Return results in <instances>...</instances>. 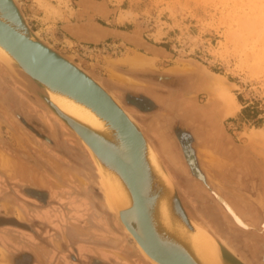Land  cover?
<instances>
[{"label":"rangeland","instance_id":"obj_1","mask_svg":"<svg viewBox=\"0 0 264 264\" xmlns=\"http://www.w3.org/2000/svg\"><path fill=\"white\" fill-rule=\"evenodd\" d=\"M17 1L20 2L23 14L35 32L61 52L73 55L75 61L79 62L105 86V81L113 83L118 86V90L128 91L133 95L143 94L150 101L156 102V96L159 93H167V90L151 81L150 76L166 75V72L173 67H200L209 73H217L229 83L226 89L224 88L221 92L213 95L216 96L217 100L220 97L224 99V102H227V110L232 113V116L224 118L223 128L234 141L243 144L242 147L246 151L247 132L255 127L264 128V0H131L138 12L133 15L129 13L135 21L134 26L131 27L134 32V40L108 39L102 43L91 45L70 43L53 32L51 22L48 21L51 12L47 8L48 5L47 7L42 6V2L45 0H34L45 13L43 24L38 23L36 15H38L37 10L39 9L32 5L30 0ZM42 12L39 14L42 15ZM130 48L154 56L156 58L155 65L158 69L132 72L119 64L116 59L124 52L130 51ZM16 70L20 78L9 72L0 62V98L4 100V102L1 100L2 104L0 103V150L4 152L2 154L3 161L1 160L4 170L1 173L0 186L8 189L4 183V178L8 176V178L17 179L16 183L23 188H35L32 185L35 184L33 178L36 172L40 177L44 176L45 184H38L40 188L37 190L38 193L34 195L36 197L33 200L34 204L40 205L50 201H59L49 199L47 193L49 190L41 189H60L61 193L71 192L70 189H82L79 178L81 173L77 171L78 167L75 163V159H78L75 152L79 151L78 149L82 145L36 95V92L43 93L44 91L28 76L18 69ZM142 75L147 79H142ZM166 80L168 79L166 78ZM106 87L110 90L108 86ZM152 87L156 89L157 94L150 91ZM110 91L120 97L124 106L132 113L141 127H145L144 130H147L151 139H154L156 147L158 143L161 150L158 152H160L166 170L168 171V166L175 171H178V168L184 186L195 182L194 175L185 168V161L180 157V147L174 145V138L171 136L173 142L168 141L167 138L163 139V136H167L164 131L166 124L161 123L163 115L157 113L156 106L149 105L146 109L142 105L137 108L132 107L125 103L123 93H116L115 90V92ZM204 94L206 92L201 91L195 92L192 96L200 102ZM176 107L177 111L180 112L179 104ZM240 110L241 112H238ZM235 115L237 117L233 119ZM28 128H30V134L33 135L37 144L33 143L30 135H28L26 131ZM54 128L57 133L53 135L51 129ZM158 130L162 131V135H159ZM15 134L20 136L22 144L15 140ZM167 143H172L174 152L179 155V158L169 159V156L164 153L165 147L163 148V146ZM9 147L10 149H8ZM16 147L29 155L30 158H25L26 167L22 166L25 171L23 177L14 175L15 165L11 157H20L14 151ZM248 148H250L249 145ZM86 152L88 153L87 150ZM49 153L65 166H71L74 169L73 173L67 172L62 175L63 173L56 168L58 164L54 160L52 161L54 166L53 164L47 166L49 161L47 154ZM213 153L214 151H211L208 154V160H210L207 165H213ZM248 154L261 161L259 156H253L249 150ZM89 158L92 160L90 155ZM35 161L39 165H36ZM46 166L54 170L53 176L46 171ZM247 168L248 171H252L257 166L253 163H247ZM259 168L258 166L257 169ZM206 172L214 182V177L208 172V169ZM261 176L264 178V173H261ZM99 181L101 183L100 178ZM210 190L211 192L202 189L200 195H195L196 198L193 202L196 203L197 198L204 205H208L209 202H217L216 212L220 211L223 215L222 218L229 224L227 217L230 218V216L217 198L216 189ZM221 190L227 194L223 189ZM108 203L111 207L110 201ZM186 204L188 207L187 202ZM218 207H221V210ZM245 209L246 211L242 215L248 220L250 206H246ZM254 226L257 232L258 225L254 224ZM118 227H120L119 224ZM239 228L247 231L245 232L246 236L252 239L251 249L253 252H258V232L243 227ZM120 229L122 230L121 227ZM100 233L102 241L109 240L104 232ZM128 246L134 250L136 255L140 254L136 244L132 246L127 237L122 238L118 245L114 246V250L121 252L123 247ZM103 252L106 261L121 264V258L117 253L110 250Z\"/></svg>","mask_w":264,"mask_h":264},{"label":"water","instance_id":"obj_2","mask_svg":"<svg viewBox=\"0 0 264 264\" xmlns=\"http://www.w3.org/2000/svg\"><path fill=\"white\" fill-rule=\"evenodd\" d=\"M0 48V62L16 77L20 78L18 69L39 86L44 92L36 95L87 149L114 200L118 199L113 200L112 209L118 224L151 264H245L216 238V254L200 249L195 239L197 223L140 123L73 55L61 52L35 32L17 0H0ZM56 96L90 109L93 126L57 105ZM3 153L0 150V160ZM3 170L0 167V177ZM16 180L4 178L8 189H0V202L7 193L24 207L36 205V197L21 189ZM36 212L33 219L39 223ZM8 219L14 217L0 215V222Z\"/></svg>","mask_w":264,"mask_h":264},{"label":"flooded vegetation","instance_id":"obj_3","mask_svg":"<svg viewBox=\"0 0 264 264\" xmlns=\"http://www.w3.org/2000/svg\"><path fill=\"white\" fill-rule=\"evenodd\" d=\"M122 73H127V72H122ZM160 76L161 75L150 76L151 81H154V83L161 85L162 88L167 90V93H159L158 96H156L155 99L156 102L150 101L143 94L133 95L128 91L123 92L120 89L118 90V86L116 84L109 83L106 81L104 83L106 84V86L110 88V90L112 91L115 90L117 91L116 93L118 92L123 93V99L124 101H126L125 103L129 106L137 108L140 107V105H142L143 107H145V109L146 107H149V105H154V107L156 106V109L158 111L157 113L163 115L161 117L162 118L161 123L162 124L165 123L166 125L164 128L168 130V131L166 129L164 130L165 133H167L166 138L168 139V141L171 142H173L172 137L174 138V145H178L180 147V157L185 161L186 164L185 168H187L190 171V173L194 175L195 178L194 179L195 182L191 184L189 183L184 186L182 184L183 182L180 179L179 169L176 167L178 171H175L171 167L169 166L167 167L169 173L174 178V182L176 184L177 190L181 198L186 200V202L188 203V207H187L188 214L192 218H196L200 221L203 220L202 222L205 225L208 224L207 225L208 228L215 235L216 239H218L230 252H232L235 256H237L243 263L260 264L261 263L260 261L264 259V247L260 246L258 248V252L257 251L253 252L250 246L252 239L247 237L245 234V232L247 231L239 227H236L232 223L228 224L225 221V219L222 218L223 215L221 214V212L220 211H219L220 213L216 212V205L218 204L216 200L215 202L217 204L214 202L213 203L209 202L208 204L209 206L201 203L198 198L196 199V203L193 202V200L196 198L195 195L198 196L202 193V189H207L210 192H211L210 189L212 188L223 189L225 192H228L227 194L223 192L227 196H230L232 193L238 195V192H240V193H244L243 197L244 196L246 197L247 193H252L253 195H257L258 190L264 192V183H261L262 182L261 173H264V160L260 159L261 161H258L257 159L253 158L242 147L243 144H238L225 132L223 128L224 118L232 116V113H230L227 110V105H225V107H221L218 101H215L213 97L211 101L213 100L214 104L212 102L209 103L210 95L209 93L206 92V90L203 87L199 85V81H198L199 79L196 73L190 75H186V74L177 75L178 78H172L170 80H166L165 77L163 78V76L161 77ZM141 77L142 79H147L144 78L143 75ZM150 91H152L154 94L158 93L156 89H154V87H152ZM201 91H205L206 94H204L203 98L200 100V102H198V99L197 98L194 99V96L192 95H194L195 92H201ZM1 100L2 102H4V100L3 98H0V103L2 104ZM189 103H191L192 106L196 107V109L206 108L208 104L214 105L211 108L213 109L211 110L212 118L217 120L216 121L213 120L214 122L212 124L214 125L215 128L217 127V132L219 134V137H221L222 143H220L221 145H219L218 147L219 149H216V151H214L212 159L213 160L218 159V161L226 163L224 165L223 175L221 176L223 186L218 185L216 182H213L210 176L206 172V168L204 167V163L201 157L203 155V151H202L203 148H201L200 145L201 139L198 137V134L195 133V129H194L196 125L192 122L190 123L188 119H186V117H184L182 114H180V112L177 111L178 110L176 107L177 104L185 105ZM238 112H241V110ZM236 117L237 115H235L233 119H235ZM26 131L28 135H30L33 143H35L33 135L30 134L31 132L30 128H28V130ZM145 131L147 132V130ZM169 132L171 133V135ZM51 133L53 135L57 133L55 128L51 129ZM182 133H185L188 136V139L190 140V143L188 141V145L193 148L192 152L194 155L195 164L198 165V170L196 171L190 168L184 154L181 152L182 146H181V141H179L178 139L179 138L178 135L180 136L182 135ZM146 135L148 134L146 133ZM14 138L17 142H20L22 144L19 135L15 134ZM151 141L153 142L154 139H152ZM222 147L223 149H221ZM78 150L79 151L77 152L74 151L76 153V157H78L77 160L75 159V163L78 167L77 171L81 173L79 178H80V182L82 183V189H70L71 192L65 191L61 193L62 197H64L65 195L64 197L65 199L63 200L64 202L63 201L59 202L60 205L59 215L61 218L64 217L67 221L75 219V217L77 216L82 218V246H86L87 249L89 250L88 255L82 257V264H114L113 261L108 262L104 259L105 258L103 252L104 250L105 251L110 250L117 253V255L121 258L122 261L121 264H146L144 261V257L141 255V253L136 255L134 253V250L130 249L129 246L125 248L123 247L121 252L114 250L116 245H118V243L122 240V238L127 237L128 242H130L132 246L133 244L135 245V243L128 234H126L123 230L120 229V227H118L112 209L106 199L105 192L101 187V183L99 181V177L95 169V166L90 160L85 147L82 145V147L79 148ZM14 151L17 154H19L20 157H16V158L11 157L13 164H17L20 168L22 166L26 167V163H24V161L27 158H29V155L25 154L17 147L14 149ZM47 157L49 159L47 166L53 164L52 161L54 160L58 164L56 168L63 173L62 175H64L67 172L69 174L70 172L73 173L74 169L71 166L70 167L68 165H67L68 167L65 166V164L55 159L52 154L50 153L47 154ZM36 163H37L36 165H39L38 162ZM247 163L248 164L253 163L255 166H257V168L258 166L260 168L259 170L255 169L252 171H248ZM47 166L45 167L46 171L53 176L54 170L49 169ZM34 174L35 175L33 181L35 180L34 181L35 184L32 186H35V188L34 187L23 188L22 186L20 187L21 189H34L33 192H30L32 195L38 193L37 190H39L40 188V185L38 184H45V178L43 175L40 177L38 173L35 172ZM232 177L234 179L233 182L230 181ZM0 189H5V188L0 186ZM232 189L234 191H232ZM41 190H46V189H41ZM189 194L192 198L188 196ZM247 204H248L247 206H251L249 209L251 214L248 215L249 220L253 221L255 225H258L259 219H257V217L260 216L259 212L255 209L252 203L247 201ZM44 206L45 203L38 205V207H44ZM75 207H79V208H75ZM218 208L220 209L221 207ZM100 232H104L105 236L109 240L102 241ZM90 249H92L93 251L90 252ZM2 254L5 257L4 251H2ZM112 260H114V258H112ZM6 264H12V263L10 260L6 259Z\"/></svg>","mask_w":264,"mask_h":264},{"label":"crops","instance_id":"obj_4","mask_svg":"<svg viewBox=\"0 0 264 264\" xmlns=\"http://www.w3.org/2000/svg\"><path fill=\"white\" fill-rule=\"evenodd\" d=\"M30 2L39 9L36 18L43 24L45 13L34 0ZM42 3L51 12L48 21L52 31L70 43L91 45L108 39L132 41L135 38L131 28L135 21L129 13L138 12L131 0H45ZM14 165V175L23 177L19 173L22 167ZM46 190H49V199L59 201L49 200L44 207L33 204L24 207L16 196L5 193L0 202V215L14 219L0 222V264H6V259L12 264H82V257L88 255L89 250L82 246V218L77 216L68 221L61 218L59 202L64 197L60 189ZM34 210H38L35 216L39 223L33 219Z\"/></svg>","mask_w":264,"mask_h":264},{"label":"bare ground","instance_id":"obj_5","mask_svg":"<svg viewBox=\"0 0 264 264\" xmlns=\"http://www.w3.org/2000/svg\"><path fill=\"white\" fill-rule=\"evenodd\" d=\"M248 26H247V28H248ZM0 51H1V48H0ZM116 60L119 61V64L125 66L126 69L131 70L132 72L147 71V70L153 71V70L158 69V68H156V65H155L156 58L154 56L153 57L149 56L146 53L140 52V50L138 51L134 48H130V51H128L127 53L124 52V54L121 55L120 57H118ZM117 63H115V64H117ZM187 67H189V66H187ZM195 73L198 76L199 85L201 87H203L206 90V92L209 93V95H210L209 96V103H211V102L213 103V100L211 101V99H212V97L213 98L215 97V101H218V103L221 105V107H225L227 102H224V99H222L220 97L217 100L216 96H214L213 94H217L218 92H221L222 89H224V88L226 89V87L229 86V83L224 78H222V76L218 75L217 73H209L206 70L201 69L200 67H198V68L173 67L166 72V75H163V78L165 77L168 80H170L172 78H178L177 75H185V74L190 75V74H195ZM176 82H177V80H176ZM113 94L115 95V97L118 100H120V97L117 94H115V93H113ZM56 97H57L56 98L57 105H59L61 108H63L65 111L72 114L73 116H76V117L80 118L81 120L84 119L83 121H85V122L91 123V125L93 126L92 123L94 122L95 119L93 116L94 114L90 111V109H88L87 107H84L80 103H76L73 100H70L69 98H66L64 96H56ZM213 106L214 105L208 104V106L206 108L195 110L196 107L192 106V104L189 103V104H185V105H179L178 108L181 109V111H180L181 114H183V116L186 117V119H188V121L190 123L192 122V123L196 124L194 129H195V133H197L198 137L201 139L200 145H201V148H203L202 149L203 155L201 157H202L204 166L206 169H208V172H210L213 175L214 182H216L218 185L223 186L221 176L223 175V169H224V165L226 163L220 162V161H218V159H215V160H212L213 165H207V162L210 160V159L208 160V154L211 151H216V149H219L218 147H219V145H221L220 143H222L221 137H219V134L217 132V127L215 128L214 125L212 124L214 121L217 120V119L215 120L214 118H212L211 110H213V109H211V108ZM123 109L125 110V112L128 115L132 116V113L130 111H128V109L124 105H123ZM214 113H215V111H214ZM216 117H218V116H216ZM177 123H179V122H177ZM141 131H142L145 139H147L149 141V144H151L152 147L154 148V150L159 154L161 152V150H160L158 143H157V147H158L157 148L154 141L152 142L151 141L152 139L149 138L148 135H146L147 132L144 130V128H142ZM157 132L159 133V135H162V131L158 130ZM173 134H176V133H173ZM180 136L178 135V137H179L178 139H179V141H181V146H182L181 152L184 154L186 161H187L188 165L190 166V168L192 170L196 171V170H198V165L195 164L194 155L192 152L193 148L188 145V141L190 143V140L188 139V136L185 133H182V135H180ZM246 136H247V150L246 151L248 152V150H249L250 152H252L253 156H257V157L259 156L262 160H264V128H261V127L252 128V129H250V132H247ZM166 137L167 136H163V139L164 138L166 139ZM165 145L163 146V148L165 147L164 153L167 156H169V159H173V160L177 159L178 155L174 152L172 143H167ZM248 145L250 146V148H248ZM221 149H223V147ZM158 150H160V152H158ZM233 152H235V151H233ZM2 161H3V159H2ZM2 163L3 162H1V160H0V167L3 169ZM94 166H95V169L97 171L99 178L101 179L102 189L104 190L106 198L108 199V201H110L111 207L113 209L114 201H118V199L116 198V200H114L115 195H114V193L111 192V189H109L108 184H107L103 174L99 171V169H97L95 164H94ZM6 167H7V165H6ZM23 169L24 168L22 167L20 169V171L24 174ZM250 169H252V168H250ZM257 172H259V171H257ZM171 177H172V175H171ZM172 179H173V177H172ZM230 181L231 182L234 181L233 177L230 179ZM261 181H262L261 183H264V178H262ZM232 191H234V190L232 189ZM215 192H216V195H217V198L219 199V201H221V203L224 205L225 209L228 211V214L230 216V218L227 217L228 222H230V223L232 222L236 227H243L245 229H251L253 232H256L254 222L250 221L249 218H248V220H246L244 218V215H242L246 211L245 208L248 205L247 201H249L250 203H252V205H254L255 209L259 212V215H260L258 217L259 221H258V231H257L258 232L257 235L259 237L258 246L264 247V192H261L258 190L257 195H253L252 193H247L246 194L247 198L245 196L243 197L244 193H240V192H238V195L235 193H232L230 195L231 197L225 195L221 189H216ZM257 211H255V212H257ZM249 214H251V212H249ZM192 219L197 223V229L198 230L195 233V239L198 241V243L200 245V249L204 253H205V251L209 252L211 256L216 254L217 253L216 252V246H215L216 242L214 239L216 237L208 228V226H207L208 224L205 225L202 222L203 220L200 221L196 218H192ZM251 222H253V223H251ZM250 246H251V244H250ZM208 250H210L213 254ZM140 253L144 257V261L146 264L152 263V261L146 255H144L141 251H140ZM260 262H261L260 264H264V259H262Z\"/></svg>","mask_w":264,"mask_h":264}]
</instances>
